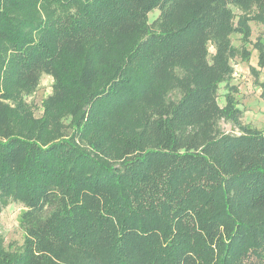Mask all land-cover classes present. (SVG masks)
<instances>
[{
    "label": "trees",
    "instance_id": "16d2710c",
    "mask_svg": "<svg viewBox=\"0 0 264 264\" xmlns=\"http://www.w3.org/2000/svg\"><path fill=\"white\" fill-rule=\"evenodd\" d=\"M250 20L264 25V0H0L13 264H264V129L217 131L241 118L231 61Z\"/></svg>",
    "mask_w": 264,
    "mask_h": 264
},
{
    "label": "rangeland",
    "instance_id": "374dc122",
    "mask_svg": "<svg viewBox=\"0 0 264 264\" xmlns=\"http://www.w3.org/2000/svg\"><path fill=\"white\" fill-rule=\"evenodd\" d=\"M233 12L236 23L240 12L235 8ZM157 16V10L151 12L148 15V22L151 23ZM247 25L249 36L244 47L249 54L247 57L239 55L231 61L233 68L231 84L237 88L234 96L237 108L241 111V118L237 120V125L221 118L217 123V131L220 133L238 135L243 126L264 129V100L260 97V87L264 85V25L255 20H250ZM241 38L242 36L236 32L230 36L231 45L239 51L243 47ZM208 51L209 54H213L214 49L211 45ZM51 84L52 80L49 77L42 76L37 89L25 98L35 118H40L42 115V103L51 93ZM225 93L224 84L219 85L217 102L220 107L224 106ZM22 211L20 205L11 204L0 212V244L4 252V259L0 257V264H13L12 258L20 252L24 240L19 226Z\"/></svg>",
    "mask_w": 264,
    "mask_h": 264
}]
</instances>
